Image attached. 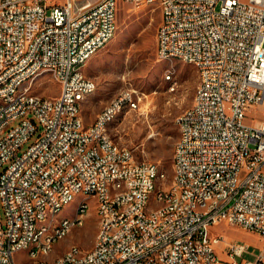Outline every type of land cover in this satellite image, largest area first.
<instances>
[{
  "label": "built area",
  "instance_id": "built-area-1",
  "mask_svg": "<svg viewBox=\"0 0 264 264\" xmlns=\"http://www.w3.org/2000/svg\"><path fill=\"white\" fill-rule=\"evenodd\" d=\"M125 1L159 9L157 56L197 65L205 77L202 106L176 120L177 183L162 193L157 165L129 163L133 151L103 132L115 106L138 108L134 91L111 99L89 126L81 117L79 93L96 90L92 78L80 84L81 65L115 36L118 0L79 7L75 0H0V264H16L36 220L48 223V208L57 215L68 196L92 200L100 232L89 250L72 245L52 264H264V115L254 118L264 109V0ZM45 70L59 74L53 99L28 88ZM16 91H29V99ZM163 196L172 204L158 211ZM194 200L211 203V211L194 209ZM222 222L262 239L253 262L243 259L246 243L212 233ZM47 223L37 250L54 249L49 238L59 234L47 232ZM71 223L79 219L64 229Z\"/></svg>",
  "mask_w": 264,
  "mask_h": 264
},
{
  "label": "rangeland",
  "instance_id": "rangeland-1",
  "mask_svg": "<svg viewBox=\"0 0 264 264\" xmlns=\"http://www.w3.org/2000/svg\"><path fill=\"white\" fill-rule=\"evenodd\" d=\"M50 4H63L65 0H47ZM97 0H75L79 7ZM248 0H241L246 3ZM117 30L109 43L95 54L83 67L84 74L97 83L93 95L103 102L98 110L124 90H132L139 97L138 108L124 111L109 125L110 137L120 146L133 151L137 161H147L157 165L166 174V180L158 186L168 188L172 185L173 147L179 130L176 120L192 105L198 86V73L191 64L178 60H162L156 53L155 34L161 20L159 9L154 5L134 6L125 0H118L116 13ZM169 74V79H167ZM35 92L53 99L58 96L60 85L49 74L38 79ZM42 84V85H41ZM254 118L264 115L262 107L256 108ZM95 107L91 109V113ZM21 119L12 122L15 126ZM256 125V120H246ZM36 132L18 151L23 153L35 141ZM2 169H0L1 172ZM76 201L64 206L57 218H73ZM0 218L5 225V217L0 205ZM98 229L95 206L90 200L89 209L84 215L82 225L74 227L59 240L47 260L61 256L72 245L89 250L94 244ZM212 233H223L228 239L241 241L249 246L243 259L254 261L253 254L263 245L262 239L255 233L245 231L238 226L225 222L210 228ZM222 259L226 257L218 252ZM252 254V255H251ZM32 260L24 251L14 254L16 264H31Z\"/></svg>",
  "mask_w": 264,
  "mask_h": 264
},
{
  "label": "bare ground",
  "instance_id": "bare-ground-1",
  "mask_svg": "<svg viewBox=\"0 0 264 264\" xmlns=\"http://www.w3.org/2000/svg\"><path fill=\"white\" fill-rule=\"evenodd\" d=\"M161 21V20H160ZM106 45H98V52L104 48ZM162 60L172 61L178 60V57H169V56H158ZM85 64L81 65L80 69V84L82 85H89V80L91 78L87 77L84 74L83 67ZM198 73V86L196 88L195 94L193 96L192 105L184 110L178 118L183 117L190 111L194 109L195 106H202V96L201 92L204 91L205 86V77H203V73L197 65H193ZM51 75L56 81H59V74H55L53 70H45L38 74V78L28 80V88L35 89L38 85V79L44 75ZM170 77L167 76V79ZM42 85V84H41ZM16 98L21 99H29V91H16ZM87 98V93H79V102L84 101ZM125 111V106H115L114 112L110 114L108 120L103 122V132L106 135H109V125L113 123L123 112ZM178 120V119H177ZM179 135L182 136V126H178ZM176 145H180V138H177L174 147ZM129 163H136V159L134 155H129ZM172 185L168 188H162V193H170L177 183V171L175 165L172 164ZM166 180V174L163 171H157L156 176H154V183H158L159 181ZM107 197L108 199H115V190H107ZM76 201L75 204V215L73 218L63 217L58 219L57 215L62 210L64 206H59L57 209V215L55 213V208H48V223H47V216H40L38 220L34 223V228L32 230V235L27 237V246L24 249V252L30 257L32 260H41L43 264H52L55 262L57 258L52 261L47 260V257L51 254L53 250L51 249H41L37 250L38 243H43L44 237V230L46 228L47 223V232L50 234H59L57 236L49 238V247L55 246V244L64 238L74 227L80 226L83 223L84 215H86L89 204L87 203L86 199H76V196H68L67 197V205ZM172 204V197L171 196H163L160 197L158 200V211H165L167 207H170ZM194 209L200 210V212H207L211 211V203H203L201 200H194ZM98 218V229L97 233L100 232V215L97 214ZM79 219V223H71V227H67L64 229L65 225L69 224L74 220ZM96 233V234H97ZM71 247L67 250L70 251ZM73 257H80V250H73Z\"/></svg>",
  "mask_w": 264,
  "mask_h": 264
},
{
  "label": "crops",
  "instance_id": "crops-1",
  "mask_svg": "<svg viewBox=\"0 0 264 264\" xmlns=\"http://www.w3.org/2000/svg\"><path fill=\"white\" fill-rule=\"evenodd\" d=\"M96 88H97V83H96ZM102 102H103V100L102 99H99L98 96H95V95L91 94L89 97H87L84 101H82L80 103V113H81V117H82L83 122H84V124L86 126H89V125H91L94 122V120L96 118V115L101 110V109L98 110L97 105L100 104V103H102ZM92 107L93 108L95 107V111H93V113H91ZM221 249H222V246H218L217 247V252H221ZM258 249L256 250L255 254L258 252ZM222 254H224V253H222ZM52 260H54V259H52Z\"/></svg>",
  "mask_w": 264,
  "mask_h": 264
}]
</instances>
